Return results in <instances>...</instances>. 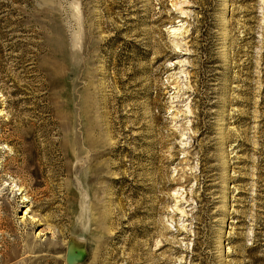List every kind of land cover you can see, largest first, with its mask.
I'll return each mask as SVG.
<instances>
[{"label":"rangeland","instance_id":"obj_1","mask_svg":"<svg viewBox=\"0 0 264 264\" xmlns=\"http://www.w3.org/2000/svg\"><path fill=\"white\" fill-rule=\"evenodd\" d=\"M0 264H264V0H0Z\"/></svg>","mask_w":264,"mask_h":264}]
</instances>
